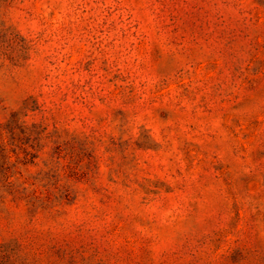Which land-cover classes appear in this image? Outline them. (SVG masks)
<instances>
[{"label":"rangeland","instance_id":"1","mask_svg":"<svg viewBox=\"0 0 264 264\" xmlns=\"http://www.w3.org/2000/svg\"><path fill=\"white\" fill-rule=\"evenodd\" d=\"M0 264H264V0H0Z\"/></svg>","mask_w":264,"mask_h":264}]
</instances>
